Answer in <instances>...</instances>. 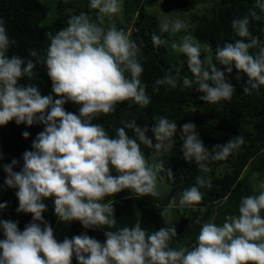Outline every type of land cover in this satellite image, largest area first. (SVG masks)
Segmentation results:
<instances>
[{
    "label": "clouds",
    "instance_id": "clouds-1",
    "mask_svg": "<svg viewBox=\"0 0 264 264\" xmlns=\"http://www.w3.org/2000/svg\"><path fill=\"white\" fill-rule=\"evenodd\" d=\"M89 7L98 10L96 18L86 13L72 15L66 27L47 32L50 44L46 53L29 52L35 61L7 54L16 41L9 38L5 21L0 19V127L12 121L28 127L43 125L32 150L23 153L19 171H14L19 166L16 159L0 164L6 174L3 187L16 190L17 212L32 217L23 231L16 222L0 220L4 237L0 239V264H72L73 259L77 264H264V180L259 182L258 192L241 198L238 215L226 216L220 225L204 222L191 248L170 247L177 231L167 222L151 233L139 221L111 230L117 219L114 200L109 198L125 190L156 196L158 179H163L160 174L174 178L162 158L149 164L141 145L163 157L178 137L183 159L198 165L203 175H197L195 185L180 195L178 206L182 208L198 204L203 198L200 189L212 187L206 175L210 172L208 162L227 159L245 144V138H230L209 151L191 122L178 125L161 116L155 117L149 128L131 119L114 137L103 124L93 123L101 114L115 112L118 104L131 101L146 108L151 98L140 80L144 71L141 48L130 33L115 24L104 27L106 18L122 11V0H90ZM262 19L264 0H255L253 8L232 20L237 39L217 47L214 59L202 58V50L210 51L211 46L202 45L192 35L172 42L171 48L187 58L192 78L181 77L179 70L169 72L155 80L153 91H159L160 86H179L181 91L194 88L202 93L199 99L207 104L230 101L236 89L225 71L231 76L235 69L236 81L241 80V74L247 76L243 94H258L264 87V42L250 31V23ZM186 27L176 19L162 22L160 31L175 33ZM151 39L157 48L167 43L156 34ZM38 63L46 66L51 94L42 95L36 85L20 83L25 76H33ZM67 103L78 106L79 113L66 111ZM126 129H131L132 137ZM22 135L28 139L30 133ZM47 200L53 202L55 216L62 223L77 221L84 229H108L105 242L87 234L58 242L51 224L43 218ZM7 207L0 203V212ZM174 207L176 198L161 215Z\"/></svg>",
    "mask_w": 264,
    "mask_h": 264
},
{
    "label": "trees",
    "instance_id": "trees-1",
    "mask_svg": "<svg viewBox=\"0 0 264 264\" xmlns=\"http://www.w3.org/2000/svg\"><path fill=\"white\" fill-rule=\"evenodd\" d=\"M157 1L159 0H123L125 24L117 26L118 29L130 33L131 38L141 48L143 55L140 59L144 71L140 80L147 86L151 103L146 108H140L133 102L126 101L118 104L115 112L101 114L93 123L103 124L109 135L114 137L116 130L131 119H136L138 126L147 125L151 128L155 124V117L163 116L175 121L178 125L191 122L196 127L218 131L221 133L220 144L239 135L245 138V144L227 159L208 162L210 172L206 175L211 180L212 187L200 189L203 198L198 204L185 205L182 208L178 206L183 191L195 185L197 175H203L195 162L188 163L183 158L165 167L171 169L174 174L173 179H168L166 173L160 174L163 179L158 181L170 187L167 195L157 199L150 195L140 196L131 190H125L109 198L114 200V215L117 219L115 227L111 230L115 231L125 226L131 227L139 221L149 233L166 226L165 222H159L162 218L161 213L168 203L176 198L177 207L170 212L176 216L175 220L167 222L169 225H174L177 231V236L170 241V247L191 248L196 244L199 230L204 222L222 224L226 216L238 215L242 197L258 192L252 188L248 177L252 174L264 175V87L258 94L253 91L251 95H244L243 87L246 86L247 76L241 74V80L236 81L235 69L229 76L223 66L217 64L221 71H225L226 79L236 89L230 101L207 104L199 99L202 93L194 88L181 91L179 86L176 89L160 86L159 91H153L155 80L163 78L169 72L175 74L179 70L181 77L192 78L187 66V58L182 53L177 54L173 51L169 33L161 32V21L148 12V9ZM163 1L177 5L183 13L189 12L199 3L210 2V8L207 7L203 14L194 17L195 25L191 35L202 45L211 46L210 56L213 59L217 47L237 39L231 28L232 20L242 17L248 9L255 6V0ZM89 3L90 0H59V17L51 24H43L51 10L49 5L39 0H0V19L5 21L9 38L16 41L7 54L19 55L35 61V58L29 56V52L35 49L41 55L46 53L50 44L45 35L47 32L55 33L66 27L67 20L72 15L86 13L93 19L96 18L98 10L91 9ZM250 31L264 42V19L258 22L252 21ZM153 34L159 35L167 43L157 48L151 39ZM204 56L208 55L202 50V58ZM33 71L31 78L25 76L20 83L36 85L42 95L51 94V80L47 76L46 66L38 63ZM125 75L130 77V73L126 72ZM65 110L79 113L78 106L72 103H67ZM25 131L30 133L28 139H24L22 135ZM41 131H43V125L28 127L24 124L17 125L15 121L0 127V152L3 154L0 164H8L16 159L19 161V166L14 171H19L23 166V153L26 150H32V142ZM126 131L130 137L133 136L131 129ZM148 135L152 137L151 132ZM201 140L206 146L209 136ZM141 149L148 159L153 149L143 145ZM221 166L223 169L219 172ZM5 176L6 174L0 168V203L8 205L0 212V220L16 222L19 230L23 231L25 226L31 223L32 217L29 214L17 212L19 202L15 195L16 190L3 187ZM45 202L48 204V210L43 213V218L54 230L58 219L54 213L53 202L51 200ZM107 230L106 228L84 229L79 222L73 221L71 235L66 237L71 239L76 235L87 234L104 243L106 240L104 232ZM3 238V230L0 228V239ZM64 238L56 239L58 242H63ZM72 264H77L75 259Z\"/></svg>",
    "mask_w": 264,
    "mask_h": 264
},
{
    "label": "rangeland",
    "instance_id": "rangeland-1",
    "mask_svg": "<svg viewBox=\"0 0 264 264\" xmlns=\"http://www.w3.org/2000/svg\"><path fill=\"white\" fill-rule=\"evenodd\" d=\"M40 2L47 4L51 7L50 12L48 13L47 17L43 21V24H51L52 22L55 21L56 18L59 17L60 11L58 10V1L59 0H39ZM122 5H123V0H122ZM210 2L209 3H199L196 5L192 10L189 12H181L179 7L177 5L165 2L163 0H159L155 2L149 9L148 12L150 14H153L159 18V20L162 22L168 21L171 23L172 21L176 19L182 20L186 24V28L180 30L179 32H172L171 30L168 31L170 35V45L172 42H181V38L184 35H191V31L194 28V17L201 15L205 12V9L208 7L210 8ZM69 12V11H65ZM106 23L104 27L107 29L111 24H115L117 27L118 25H124L125 24V15L123 12V9L121 12L115 14L110 20L106 18ZM175 53L179 54L178 51L173 50ZM205 53L210 56V51H205ZM197 132L199 133V136L201 139H203L205 136H209V142L205 146L209 151L212 150L213 146L219 143V139L221 137V133L218 131H213L210 129H206L203 127H196ZM154 140V137H153ZM181 141L179 138H176V145L172 150H170L168 153H165L163 157L156 155L154 153V150H152L149 153L148 157V162L149 164H154L156 163L159 159H163L165 163V167L171 165L174 162H177L178 160L182 159V152L180 151ZM223 167L219 169V172H222ZM248 180L252 186V188L256 191H259L258 189V184L260 181L264 180V175L259 176L257 174H252L251 176L248 177ZM170 187L162 182L157 183L156 191L158 195L156 196H151L153 198H161L165 195L168 194ZM175 215L168 213L164 214L162 218H160L159 222H170L175 220ZM72 223V222H71ZM71 223H62L58 220V222L55 225L54 228V236L55 238L61 239L63 237L71 235Z\"/></svg>",
    "mask_w": 264,
    "mask_h": 264
}]
</instances>
